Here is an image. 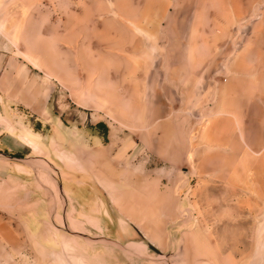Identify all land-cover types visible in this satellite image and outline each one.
I'll return each mask as SVG.
<instances>
[{
    "label": "rangeland",
    "instance_id": "374dc122",
    "mask_svg": "<svg viewBox=\"0 0 264 264\" xmlns=\"http://www.w3.org/2000/svg\"><path fill=\"white\" fill-rule=\"evenodd\" d=\"M0 53V264H264V0H0Z\"/></svg>",
    "mask_w": 264,
    "mask_h": 264
},
{
    "label": "crops",
    "instance_id": "0c3cea01",
    "mask_svg": "<svg viewBox=\"0 0 264 264\" xmlns=\"http://www.w3.org/2000/svg\"><path fill=\"white\" fill-rule=\"evenodd\" d=\"M8 62L9 59L5 53H0V89L2 86L5 88L6 93L17 98L20 94V90L24 86L22 78L23 68L8 64ZM0 135H4L2 131H0Z\"/></svg>",
    "mask_w": 264,
    "mask_h": 264
}]
</instances>
